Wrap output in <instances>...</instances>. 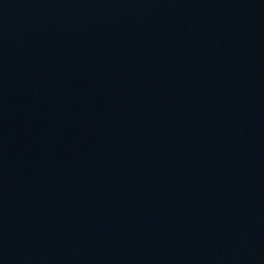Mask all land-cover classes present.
<instances>
[{"label": "water", "instance_id": "obj_1", "mask_svg": "<svg viewBox=\"0 0 264 264\" xmlns=\"http://www.w3.org/2000/svg\"><path fill=\"white\" fill-rule=\"evenodd\" d=\"M0 264H264V0H0Z\"/></svg>", "mask_w": 264, "mask_h": 264}]
</instances>
